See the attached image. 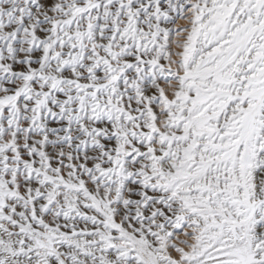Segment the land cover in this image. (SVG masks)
Instances as JSON below:
<instances>
[{
	"label": "snow or ice",
	"instance_id": "6c2138e0",
	"mask_svg": "<svg viewBox=\"0 0 264 264\" xmlns=\"http://www.w3.org/2000/svg\"><path fill=\"white\" fill-rule=\"evenodd\" d=\"M0 264H264V0H0Z\"/></svg>",
	"mask_w": 264,
	"mask_h": 264
}]
</instances>
